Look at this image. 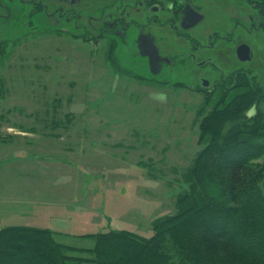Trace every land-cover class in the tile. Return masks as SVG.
Returning <instances> with one entry per match:
<instances>
[{
  "label": "rangeland",
  "instance_id": "374dc122",
  "mask_svg": "<svg viewBox=\"0 0 264 264\" xmlns=\"http://www.w3.org/2000/svg\"><path fill=\"white\" fill-rule=\"evenodd\" d=\"M15 40L0 51V228L51 230L74 247L70 255L86 259L69 264H94L86 235L150 237L152 221L174 213L188 189L204 144L198 110L240 96L238 65L226 62L225 85L201 98L132 74L147 75L130 64L131 51L119 50L116 63L105 49L46 31L19 30ZM255 44V60L241 67L256 80L245 75L241 88L258 96L255 117L264 119V51ZM254 164L264 168V154Z\"/></svg>",
  "mask_w": 264,
  "mask_h": 264
},
{
  "label": "trees",
  "instance_id": "16d2710c",
  "mask_svg": "<svg viewBox=\"0 0 264 264\" xmlns=\"http://www.w3.org/2000/svg\"><path fill=\"white\" fill-rule=\"evenodd\" d=\"M243 88L240 96L228 102L219 99L208 112L204 104L198 110L199 141L204 144L190 166L188 189L177 196L174 213L154 219L150 237L126 230L86 235L93 239L86 249L89 261L264 264V168L254 164L264 154V119L255 117L257 110L252 114L256 96L251 90L243 93L250 89ZM73 249L46 228H0V264L86 260L70 255Z\"/></svg>",
  "mask_w": 264,
  "mask_h": 264
},
{
  "label": "flooded vegetation",
  "instance_id": "af4514ba",
  "mask_svg": "<svg viewBox=\"0 0 264 264\" xmlns=\"http://www.w3.org/2000/svg\"><path fill=\"white\" fill-rule=\"evenodd\" d=\"M19 30L105 49L116 63L119 50L131 51L130 64H141L147 73L129 69L135 76L181 84L207 98L225 85L226 62L238 65L236 89L248 74L256 80L241 66L255 60V43L264 51V6L258 0H0V51L16 41ZM242 46L249 49L245 61ZM119 69L118 74L125 68Z\"/></svg>",
  "mask_w": 264,
  "mask_h": 264
},
{
  "label": "water",
  "instance_id": "95a60500",
  "mask_svg": "<svg viewBox=\"0 0 264 264\" xmlns=\"http://www.w3.org/2000/svg\"><path fill=\"white\" fill-rule=\"evenodd\" d=\"M241 49H242V59H243V60L248 59L249 57L246 56V55L248 54L247 51L249 50L248 47H247V46H242ZM151 61H152V60H151ZM151 61L149 62V63H150V69H151L152 72L157 73V71H159V70L157 69V64H155V62L153 63V62H151ZM155 65H156V68H155ZM262 186H263V188H264V180H263Z\"/></svg>",
  "mask_w": 264,
  "mask_h": 264
}]
</instances>
